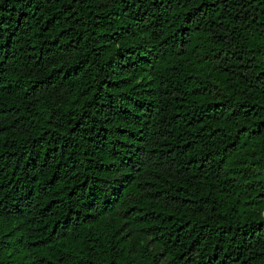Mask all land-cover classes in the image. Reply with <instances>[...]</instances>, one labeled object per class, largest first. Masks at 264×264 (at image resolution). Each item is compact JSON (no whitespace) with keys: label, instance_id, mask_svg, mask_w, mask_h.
<instances>
[{"label":"trees","instance_id":"1","mask_svg":"<svg viewBox=\"0 0 264 264\" xmlns=\"http://www.w3.org/2000/svg\"><path fill=\"white\" fill-rule=\"evenodd\" d=\"M163 259L264 264V0H0V263Z\"/></svg>","mask_w":264,"mask_h":264},{"label":"rangeland","instance_id":"2","mask_svg":"<svg viewBox=\"0 0 264 264\" xmlns=\"http://www.w3.org/2000/svg\"><path fill=\"white\" fill-rule=\"evenodd\" d=\"M148 246H149V248H150L151 250H155V249H156V247L153 245V243H152L151 241L148 243ZM160 257H161V256H160ZM162 262H163V264H165V263H167V260H166V259H163ZM0 264H1V263H0Z\"/></svg>","mask_w":264,"mask_h":264}]
</instances>
